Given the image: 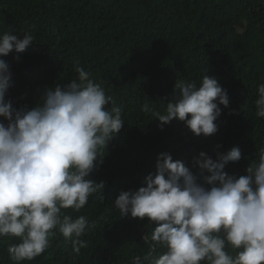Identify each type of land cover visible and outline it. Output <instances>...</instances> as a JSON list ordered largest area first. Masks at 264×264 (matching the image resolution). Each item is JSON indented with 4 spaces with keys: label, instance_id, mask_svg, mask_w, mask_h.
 Instances as JSON below:
<instances>
[{
    "label": "trees",
    "instance_id": "16d2710c",
    "mask_svg": "<svg viewBox=\"0 0 264 264\" xmlns=\"http://www.w3.org/2000/svg\"><path fill=\"white\" fill-rule=\"evenodd\" d=\"M5 33L34 37L24 52L0 57L12 73L6 100L15 108L35 107L46 87L77 79L79 66L112 97L108 108L121 107L124 120L90 176L104 188L79 212L62 209L92 225L82 237L87 247L75 253L56 229L46 251L21 264H131L136 256L153 264L166 251L143 240L155 224L121 217L119 194L146 186L161 153L191 167L201 152L215 160L238 146L241 159L225 171L239 176L264 148V118L255 115L264 84V0H0ZM205 75L218 79L230 101L220 105L213 135L197 136L178 119L162 125L142 111L149 103L163 113L178 79L199 85ZM19 242L0 237V264H16L8 246Z\"/></svg>",
    "mask_w": 264,
    "mask_h": 264
},
{
    "label": "clouds",
    "instance_id": "9594fccd",
    "mask_svg": "<svg viewBox=\"0 0 264 264\" xmlns=\"http://www.w3.org/2000/svg\"><path fill=\"white\" fill-rule=\"evenodd\" d=\"M33 42L31 34L22 39L0 35V57L22 53ZM75 71L77 79L46 87L35 107L18 110L6 100L12 73L0 58V237L19 239L8 246L16 264L44 253L56 229L75 253L87 247L82 237L92 225L85 216L73 219L62 209L79 212L104 188L90 176L124 120L121 107H107L112 97L91 73L79 66ZM257 94L255 115L264 118V84ZM229 103L218 79L205 75L199 85L178 79L163 113L149 103L142 111L162 125L178 119L195 135L210 136L218 131L220 105ZM241 156L238 146L215 160L201 152L189 167L161 153L146 186L119 194L114 205L121 217L130 214L155 224L143 240L153 250L166 251L153 264H264V148L245 174L229 175L226 165ZM131 264H142L141 258Z\"/></svg>",
    "mask_w": 264,
    "mask_h": 264
}]
</instances>
